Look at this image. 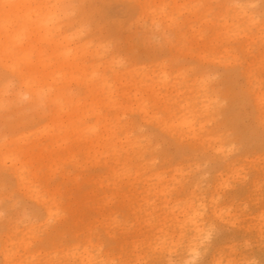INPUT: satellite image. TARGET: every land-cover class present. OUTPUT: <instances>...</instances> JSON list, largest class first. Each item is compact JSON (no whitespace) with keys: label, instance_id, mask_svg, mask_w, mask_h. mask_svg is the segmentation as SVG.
I'll return each instance as SVG.
<instances>
[{"label":"rangeland","instance_id":"374dc122","mask_svg":"<svg viewBox=\"0 0 264 264\" xmlns=\"http://www.w3.org/2000/svg\"><path fill=\"white\" fill-rule=\"evenodd\" d=\"M29 1L42 0H0V264H179L198 221L208 237L189 264H264V109L246 76L264 93V0H62L47 36ZM235 9L246 41L215 34ZM125 130L129 181L105 164L120 171L108 139Z\"/></svg>","mask_w":264,"mask_h":264},{"label":"bare ground","instance_id":"6f19581e","mask_svg":"<svg viewBox=\"0 0 264 264\" xmlns=\"http://www.w3.org/2000/svg\"><path fill=\"white\" fill-rule=\"evenodd\" d=\"M50 0H42L38 5H32L31 4V2L32 1H29V3L28 4H26L25 5V8H23V11H24V13L22 14L23 15V17L24 18H27L28 17V19H29V21L31 20L32 21V23H34V24H32V27H33V25H35V31H43L44 33H45V35L47 36V34H50V32H49V30H50V28H52V26L54 25V18L55 17H58V16H56V13L58 12V11H60V10H62V9H64L65 7V5H64V3H63V8L61 7V5H60V2L62 1V0H54V3L51 5H48V2H49ZM67 1V0H66ZM175 1V0H174ZM63 2H64V0H63ZM144 3V2H143ZM138 4V3H137ZM147 4V3H146ZM146 4H145V7H146ZM235 4V3H234ZM66 6H68V5H66ZM139 6H140V4H139ZM150 6V5H149ZM144 7V6H143ZM162 7V6H161ZM160 7V9H163V7L161 8ZM178 7V6H177ZM176 7V8H177ZM142 8V7H141ZM150 8V7H149ZM148 8V9H149ZM232 8V7H231ZM67 9V8H66ZM140 9V8H139ZM147 9V8H146ZM142 10V9H141ZM155 10V9H154ZM63 11H66L67 12V10H63ZM63 11H61V12H63ZM149 11H151V10H149ZM161 11V10H160ZM147 12V11H146ZM152 12V11H151ZM59 13V12H58ZM226 13V12H225ZM62 15H63V13H61ZM153 14V13H152ZM158 14V13H157ZM151 15V14H150ZM153 15H155V14H153ZM158 15H160V14H158ZM158 15H156V16H158ZM165 15V14H164ZM60 16V15H59ZM253 16V15H252ZM34 17V18H33ZM151 17H153V16H151ZM169 17V16H168ZM168 17H167V19H168ZM233 17V20L231 21V23L232 24H230L229 22H227V23H229L230 24V26L229 27H225V30H223V31H220V29H219V31H216V35H219V36H217V37H220V35L223 33V35L222 36H224V40L225 41H227L228 39H229V33L232 31V36H233V34L235 35V36H237V37H239V38H243V40L242 41H246V40H244L245 39V37H247V35L246 36H242L241 34H242V32H243V30H241L240 28H241V22H249V21H252V19H251V17H250V15L249 14H247V9H242V10H236L235 9V12H234V15L232 16ZM60 18V17H59ZM150 18V17H149ZM158 18V17H157ZM162 18V17H161ZM165 18V17H164ZM163 18V19H164ZM188 18V17H187ZM186 18V20L188 21L189 19H187ZM191 18V17H190ZM166 19V20H167ZM170 19V18H169ZM152 20H154V19H152ZM159 20V19H158ZM165 20V21H166ZM230 20V19H229ZM26 21V20H25ZM159 21H161V20H159ZM164 21V22H165ZM170 21V20H169ZM191 21V20H190ZM151 22L152 21H150L149 23L151 24ZM172 22V21H171ZM158 23H160V22H158ZM163 23V22H162ZM166 23V22H165ZM31 24V23H30ZM56 24V23H55ZM154 24H157V23H153V25ZM225 24V23H224ZM223 24V25H224ZM153 25H151V26H153ZM165 25V27H166V24H164ZM164 25H161V26H164ZM221 25V24H220ZM245 25V24H244ZM253 25V24H252ZM157 26H159V24L157 25ZM256 26V25H255ZM114 27V26H113ZM160 27V26H159ZM257 27V26H256ZM34 28V27H33ZM55 28V27H54ZM164 28V27H163ZM217 28V27H216ZM220 28V27H219ZM224 28V27H223ZM231 28V29H230ZM113 29V28H112ZM161 29V28H160ZM55 30H56V32H58L59 31V26H57L56 25V28H55ZM178 30V29H177ZM53 31V30H52ZM258 31V30H257ZM54 32V31H53ZM52 32V33H53ZM175 32V31H174ZM201 32V31H200ZM215 31H213V33H214ZM36 33H38V32H36ZM168 33V32H167ZM186 32H184V34H185ZM213 33H212V35H213ZM188 34H189V32H188ZM251 34V33H250ZM161 35V34H160ZM165 35V34H164ZM190 35V34H189ZM198 35V34H197ZM200 35V34H199ZM216 35H214V36H216ZM231 35V34H230ZM241 37H240V36ZM253 35V34H252ZM261 37H262V34H259ZM43 36V35H42ZM46 36H43V37H45L46 39L48 38V37H46ZM184 36V35H183ZM185 36H187V35H185ZM191 36H193L192 34H191ZM190 36V37H191ZM189 37V38H190ZM231 37V36H230ZM193 37H191V39H192ZM195 38H196V36H195ZM223 38V37H222ZM165 39V38H164ZM204 39V38H203ZM202 38H201V40H203ZM221 39V38H220ZM213 40V39H212ZM217 40V39H216ZM232 40V39H231ZM238 40V39H237ZM241 40V39H240ZM204 41V40H203ZM230 41V40H229ZM56 44V46L58 47V46H61V45H63V43H65V39L64 38H60L59 40H56V41H54ZM170 42V41H169ZM262 45L264 46V41H262ZM67 46V45H66ZM204 46V45H203ZM62 47H64V46H62ZM260 47H261V44H260ZM64 48H66V47H64ZM62 49V53L63 54H66L67 56H65L64 57V59L66 58V59H68V57L70 58V54H71V48H67V49ZM171 48V47H170ZM217 49V48H216ZM60 51V50H59ZM61 52V51H60ZM53 54V53H52ZM62 54V55H63ZM66 61V60H65ZM64 61V62H65ZM63 62V63H64ZM71 62V61H70ZM69 62V63H70ZM65 63H67V62H65ZM72 63V62H71ZM163 63V62H162ZM162 63H160V65H163ZM68 66H69V64H67ZM73 65V64H72ZM75 65V64H74ZM249 66H251V65H249ZM162 67V66H161ZM251 68V67H250ZM165 70V69H164ZM251 70V69H250ZM246 71V70H245ZM249 71V70H248ZM247 75L246 76H248V80H249V84L251 85L252 83H251V75H249L250 74V72L249 73H246ZM244 75V74H243ZM245 76V77H246ZM255 76V75H254ZM253 76V77H254ZM163 77H165V76H163ZM205 77V76H204ZM206 77H207V75H206ZM152 79V78H151ZM202 79H204L203 77H202ZM257 79V78H256ZM256 79L254 80L255 82H256ZM153 80V79H152ZM163 80V79H162ZM206 80V79H205ZM258 80V79H257ZM164 81H165V79H164ZM203 81V80H202ZM260 81V80H259ZM207 82H208V80H207ZM207 82H205V83H207ZM247 83H248V81H247ZM254 83V82H253ZM23 85L25 86V88H27L28 89V84H27V82L26 81H24L23 82ZM249 85V91L251 92V94L253 95V98H254V100H255V102H256V104H254V105H257L258 106V108H260V110H262V109H264V93L263 92H261V90H260V88H256L257 86H250ZM254 85V84H253ZM155 88V87H154ZM207 88V87H206ZM153 90V89H152ZM206 90V89H205ZM33 92V95L35 96V97H38V95H39V92H38V90H34V91H32ZM250 92H249V94H250ZM28 93V92H27ZM30 93V92H29ZM251 94H250V96H251ZM135 95H136V93H135ZM207 96V95H206ZM205 98V97H204ZM211 98H212V95H211ZM210 99H208L207 101H209ZM253 100V101H254ZM214 101H215V99H214ZM161 102V101H160ZM164 102V101H163ZM212 101H210V103H211ZM165 103V102H164ZM213 103V102H212ZM163 104V103H162ZM167 105V104H166ZM167 109V111H168V107L166 108ZM165 109V110H166ZM198 109H199V107H198ZM201 109V108H200ZM203 109H204V111H205V113H204V111L202 112L203 114H208L209 113V111H210V104H208V105H204L203 106ZM164 110V109H163ZM166 111V112H167ZM200 111V110H199ZM198 111V112H199ZM264 111V110H263ZM169 112V111H168ZM144 113H145V115H148V111H144ZM200 113H201V111H200ZM199 113V114H200ZM202 114V115H203ZM263 114V113H262ZM175 115V114H174ZM183 115V114H182ZM179 116V115H178ZM183 116H185V115H183ZM183 116H182V118H183ZM148 117V116H147ZM175 116H173V118H174ZM179 117H181V116H179ZM194 118V117H193ZM179 120V119H178ZM163 121V120H162ZM161 121V122H162ZM180 125H181V127H183V128H185L188 132H190V133H196V128H195V122L194 121H192L191 119H189V118H187L186 117V119L185 120H183L182 122H180ZM107 129V128H106ZM202 132V131H201ZM203 133V132H202ZM181 134V133H180ZM111 136L109 137V139H108V141H110V142H108V144L110 145V150H111V154L110 155H108L109 156V158L111 159V161L112 162H114L115 163V166L116 167H119V169H120V171L118 172V171H116V168H113L112 166H108L107 165V163H108V159L107 160H105V164H106V168L108 169V173H109V175L113 178V179H115V178H119L120 180L122 179H126V181H129L130 179H131V177H132V172H131V168H132V165H131V163H132V159H131V157L129 156V154L127 153V150H124V149H126V147H128L129 149H131V150H134L136 147H139L138 146V140H137V138H135V137H133L131 134H130V132L128 131V130H125L124 131V133H123V136L122 137H118V136H115V133L113 132V133H111L110 134ZM205 135H206V133H205ZM205 135H203V136H205ZM208 135V139H210L212 136L210 135V133L209 134H207ZM183 136V135H182ZM196 136V135H195ZM196 138V137H195ZM196 139H198V138H196ZM215 139V138H214ZM98 140H100V139H98ZM195 141V140H194ZM215 142L217 143V142H219V144H218V147H217V150L218 151H222V150H220L222 147H223V144H222V142L220 141V140H215ZM104 144H105V142H103L102 143V146L104 147ZM216 150V149H215ZM227 150V149H226ZM122 151H125L124 152V156H123V153H122ZM225 151V150H224ZM223 151V152H224ZM139 152V151H138ZM228 152V151H227ZM227 155V154H226ZM227 156H225V158H226ZM138 158H140L141 159V156L139 155L138 156ZM221 158V157H220ZM223 159V158H222ZM225 161H227V160H225ZM229 165V164H228ZM143 166V164H139L138 165V167L140 168V167H142ZM19 171V170H18ZM19 174H20V172H18V175L17 176H19ZM255 185L256 186H258L259 184H256V182H255ZM197 189V188H196ZM198 189H199V187H198ZM197 189V190H198ZM196 191V190H195ZM195 191H192V193L194 194L195 193ZM195 195H197V194H195ZM196 197V196H195ZM194 197V198H195ZM197 199V202H198V204L197 205H201V206H205V204H204V199L202 198V197H198V198H196ZM194 200V199H193ZM212 202L214 201L213 199L211 200ZM195 201H190L189 202V204H186L184 207H183V209L184 210H182L181 211V213H182V215H184V218H182V219H179V218H176L175 217V219L181 224H183V225H187L189 222H191L192 220H194L195 218L197 219V217H199L198 216V208L196 207L197 205H196V203H194ZM177 204V203H176ZM42 205H44L45 206V209H46V211H47V213L49 214V216L50 217H53L54 215L53 214H55L54 212H53V210L55 209V210H57L58 208H53V206L52 205H50V204H47V203H43ZM180 208V207H179ZM213 211H215V210H213ZM47 214V215H48ZM48 219V218H47ZM179 219V220H178ZM199 220V219H198ZM197 220V221H198ZM202 220V219H201ZM200 220V221H201ZM204 220V219H203ZM202 220V221H203ZM43 221V220H42ZM195 221V220H194ZM194 224L192 225V226H195L194 227V234H193V236H192V238L189 240V245H187L188 247L185 249V250H183V252L181 253V256L179 257V264H189V259H195V258H197L198 256H199V249H200V247H205V241H206V239L205 238H207L208 237V234L206 233V231L207 230H204V228H202L201 226H202V223L201 222H193ZM199 223H201V224H199ZM188 226V225H187ZM192 226H190V227H192ZM205 239V240H204ZM88 242H90V241H88ZM55 248V247H54ZM8 248L6 247V245H3V249L1 250V253H2V256H3V259H4V262L5 263H8V261H9V256H8V250H7ZM56 249V248H55ZM57 252V251H56ZM86 252V251H85ZM87 253V252H86ZM75 254H76V252H74L73 254H67V255H65V259L67 260V264H69L70 263V261H75L76 262V259H77V257H75ZM88 254V253H87ZM162 255H164V254H162ZM164 257V256H163ZM98 258H99V260L98 261H96V258L94 257V256H92V257H89V255H84V256H81L80 257V261H79V263L77 262V263H75V264H97L98 262H100V263H102L101 261L103 260V258H102V256H98ZM142 258H145V256H143ZM167 263V261L165 262V264ZM178 263V262H177ZM176 263V264H177ZM74 264V263H73ZM146 264V263H145ZM147 264H149V262L147 263ZM152 264V263H151ZM215 264H219V262H215Z\"/></svg>","mask_w":264,"mask_h":264}]
</instances>
